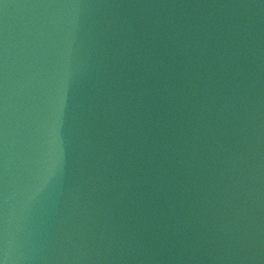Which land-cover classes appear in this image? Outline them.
Returning a JSON list of instances; mask_svg holds the SVG:
<instances>
[{
	"label": "water",
	"instance_id": "water-1",
	"mask_svg": "<svg viewBox=\"0 0 264 264\" xmlns=\"http://www.w3.org/2000/svg\"><path fill=\"white\" fill-rule=\"evenodd\" d=\"M5 264H264V0H0Z\"/></svg>",
	"mask_w": 264,
	"mask_h": 264
},
{
	"label": "snow or ice",
	"instance_id": "snow-or-ice-1",
	"mask_svg": "<svg viewBox=\"0 0 264 264\" xmlns=\"http://www.w3.org/2000/svg\"><path fill=\"white\" fill-rule=\"evenodd\" d=\"M0 264H5V261L3 259H0Z\"/></svg>",
	"mask_w": 264,
	"mask_h": 264
}]
</instances>
